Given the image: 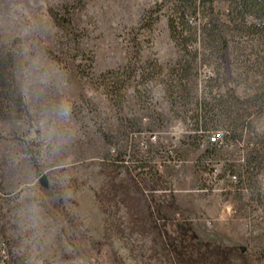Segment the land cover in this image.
I'll return each instance as SVG.
<instances>
[{"label": "rangeland", "instance_id": "1", "mask_svg": "<svg viewBox=\"0 0 264 264\" xmlns=\"http://www.w3.org/2000/svg\"><path fill=\"white\" fill-rule=\"evenodd\" d=\"M177 1L0 0V237L18 264H264V39L235 36L227 72L201 13L195 55L171 37Z\"/></svg>", "mask_w": 264, "mask_h": 264}, {"label": "trees", "instance_id": "2", "mask_svg": "<svg viewBox=\"0 0 264 264\" xmlns=\"http://www.w3.org/2000/svg\"><path fill=\"white\" fill-rule=\"evenodd\" d=\"M216 1L219 0H178L168 15V26L171 37L179 43L184 42L183 48L186 52L195 55L196 49L188 47L190 40L195 38V33L187 16L201 13L205 21L200 33L216 42L221 64L225 71L230 72V42L235 36H257L264 39V0H222L226 2L225 17H221L219 10L215 8ZM160 68L157 65L154 72L159 73ZM139 74L144 77L146 72L143 70ZM211 109L204 99L196 101L193 125L195 129L201 125L204 126L203 130L208 129L207 124L212 120L209 115Z\"/></svg>", "mask_w": 264, "mask_h": 264}, {"label": "built area", "instance_id": "3", "mask_svg": "<svg viewBox=\"0 0 264 264\" xmlns=\"http://www.w3.org/2000/svg\"><path fill=\"white\" fill-rule=\"evenodd\" d=\"M223 131L217 130L209 136V140L213 142H222ZM14 191H7L0 185V199L12 196ZM19 248L7 241L6 238L0 237V264H18Z\"/></svg>", "mask_w": 264, "mask_h": 264}]
</instances>
